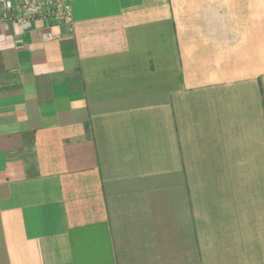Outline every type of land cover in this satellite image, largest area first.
Here are the masks:
<instances>
[{
	"label": "crops",
	"instance_id": "1",
	"mask_svg": "<svg viewBox=\"0 0 264 264\" xmlns=\"http://www.w3.org/2000/svg\"><path fill=\"white\" fill-rule=\"evenodd\" d=\"M69 3L0 21V264H264V0Z\"/></svg>",
	"mask_w": 264,
	"mask_h": 264
},
{
	"label": "built area",
	"instance_id": "2",
	"mask_svg": "<svg viewBox=\"0 0 264 264\" xmlns=\"http://www.w3.org/2000/svg\"><path fill=\"white\" fill-rule=\"evenodd\" d=\"M71 15L69 0H0V21L27 31L36 20L64 22ZM53 35L44 33V40Z\"/></svg>",
	"mask_w": 264,
	"mask_h": 264
}]
</instances>
